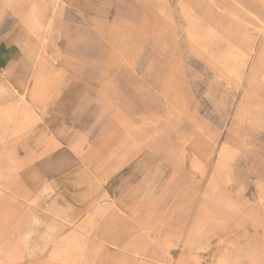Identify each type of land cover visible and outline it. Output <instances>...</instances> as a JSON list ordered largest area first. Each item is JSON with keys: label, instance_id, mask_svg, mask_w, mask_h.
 Instances as JSON below:
<instances>
[{"label": "rangeland", "instance_id": "1", "mask_svg": "<svg viewBox=\"0 0 264 264\" xmlns=\"http://www.w3.org/2000/svg\"><path fill=\"white\" fill-rule=\"evenodd\" d=\"M0 63V264H264V0H0Z\"/></svg>", "mask_w": 264, "mask_h": 264}, {"label": "bare ground", "instance_id": "2", "mask_svg": "<svg viewBox=\"0 0 264 264\" xmlns=\"http://www.w3.org/2000/svg\"><path fill=\"white\" fill-rule=\"evenodd\" d=\"M208 2V1H207ZM191 34V33H190ZM193 34V33H192ZM193 37V36H192ZM193 41H195L194 39H193ZM195 48H196V46H195ZM3 60V59H2ZM1 64V63H0ZM1 67V66H0ZM22 95V94H21ZM19 97V96H18ZM23 97V96H22ZM5 101V100H4ZM5 103V102H4ZM3 103V104H4ZM16 170V169H15ZM14 171V170H13ZM1 172V171H0ZM13 173V172H12ZM139 255V254H138Z\"/></svg>", "mask_w": 264, "mask_h": 264}]
</instances>
